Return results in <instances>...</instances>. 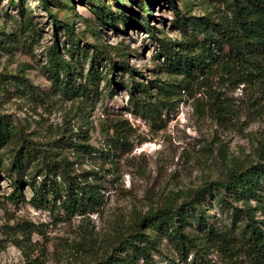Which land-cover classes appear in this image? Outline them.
I'll return each mask as SVG.
<instances>
[{
  "label": "rangeland",
  "instance_id": "1",
  "mask_svg": "<svg viewBox=\"0 0 264 264\" xmlns=\"http://www.w3.org/2000/svg\"><path fill=\"white\" fill-rule=\"evenodd\" d=\"M132 1V9L126 10L119 0H102L114 12V26L102 23L103 6L96 0L51 1L52 12L75 32L73 55L69 51L72 42L63 28L58 29L64 58L81 74L68 82L52 76L54 66L58 63L60 68L62 60L53 61L55 26L39 0H0V119L23 129L39 146L56 147L76 160L81 170L97 172L102 193L100 202L85 215L66 213L59 201L33 203L37 201L32 200L28 185L23 187L25 200L13 203L8 198L11 183L3 175L11 157L0 146V264L92 263L109 250L112 240L127 233L135 215L167 201L184 204L194 190L220 178L231 166L249 164L264 155V114L256 117L241 108L222 122L192 98H185L160 121L128 111V92L122 87L128 73L110 71L109 61L94 52L92 44L130 46L133 51L128 60L142 72L136 74L142 81L159 68L153 56L157 42L147 30L125 26L121 16L150 11L149 23L159 34L177 37L179 33L170 27L174 6L193 15L214 8L210 0ZM228 94L236 105H242L241 87ZM114 114L128 118L133 128L129 144L118 149L109 143L111 131L107 133ZM79 128L86 131L88 143L97 153L73 152L64 145L61 134L65 138L80 134ZM36 182L39 186L41 178ZM259 190L264 194V184ZM199 200L192 223L186 226L197 238L200 215L207 224L222 225L231 222L236 208L247 204L226 190L215 189L205 191ZM249 204L257 207L256 217L263 221L264 197L260 205L254 198ZM205 254L215 264H224L216 252ZM118 256H123L121 249ZM152 257L155 264H198L193 263L194 251L188 255V263L181 262L166 238ZM137 264L145 263L140 259Z\"/></svg>",
  "mask_w": 264,
  "mask_h": 264
},
{
  "label": "trees",
  "instance_id": "2",
  "mask_svg": "<svg viewBox=\"0 0 264 264\" xmlns=\"http://www.w3.org/2000/svg\"><path fill=\"white\" fill-rule=\"evenodd\" d=\"M52 0H39L50 14L55 26L51 45L53 61L62 60L53 68L52 76L64 77L70 82L80 76L77 66L64 58L58 40V29L63 28L72 42L69 49L75 55L73 27L51 10ZM126 10L135 4L132 0H119ZM175 3V0H167ZM213 10L203 15L186 14L174 6V19L170 27L179 33L170 37L159 34L149 23L151 12L138 16L122 15L125 26L147 30L157 42L159 68L153 77L136 79L137 71L129 62L130 46L120 42L108 47L92 44L97 54L109 61L110 71L119 69L128 73L122 83L127 90V109L130 113L150 121H160L175 110L185 98H192L198 106H205L210 115L226 122L239 109L258 117L264 114V0H210ZM103 6L100 19L103 24L115 25L114 12L109 4L96 0ZM137 4V3H136ZM138 5V4H137ZM63 50H65L62 45ZM66 47V46H65ZM79 55V54H78ZM115 57V59H114ZM160 71V72H158ZM241 87L242 105H236L229 91ZM107 133L110 145L118 149L130 142L133 128L128 118L114 114ZM80 132V128H79ZM61 134L64 145L75 152L81 150L93 155L96 150L88 143L86 131L80 134ZM0 146L6 147L11 160L4 165L6 179L12 186L8 198L13 203L25 200L23 187L33 190L32 200L59 201V207L68 214L85 215L100 202L102 193L96 182L97 172L81 170L76 160H71L54 146L41 147L23 129H18L0 119ZM1 159V156H0ZM0 166L3 164L0 161ZM41 178L39 186L37 178ZM264 184V155L249 164L231 166L220 178L194 190L184 204L170 201L135 215L127 233L110 242L109 250L89 264H155L152 254L166 238L172 243L181 262H187L194 251L193 263L215 264L206 256L214 251L224 264H264V220L256 217L257 207L249 204L251 198L261 204L264 194L259 188ZM230 192L236 200L247 202L234 210L230 223L207 224L204 215L198 217L199 239L186 231L192 223L199 199L205 191ZM229 205L225 197H221ZM230 209V207H229ZM123 252L119 258L118 252ZM199 255V256H198Z\"/></svg>",
  "mask_w": 264,
  "mask_h": 264
}]
</instances>
